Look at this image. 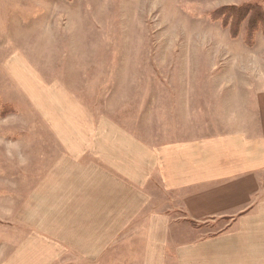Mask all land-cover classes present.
<instances>
[{
    "label": "rangeland",
    "instance_id": "rangeland-1",
    "mask_svg": "<svg viewBox=\"0 0 264 264\" xmlns=\"http://www.w3.org/2000/svg\"><path fill=\"white\" fill-rule=\"evenodd\" d=\"M243 4L264 8V0H0V260L23 240L26 226L13 213L51 151L35 107L49 87L93 121L103 117L156 145L259 126L264 19L226 16L222 24L212 14ZM54 110L73 114L55 98ZM132 228L96 264H135ZM70 252L59 264H89Z\"/></svg>",
    "mask_w": 264,
    "mask_h": 264
},
{
    "label": "crops",
    "instance_id": "crops-1",
    "mask_svg": "<svg viewBox=\"0 0 264 264\" xmlns=\"http://www.w3.org/2000/svg\"><path fill=\"white\" fill-rule=\"evenodd\" d=\"M59 90L36 99L51 151L13 213L32 231L24 228L0 264H59L68 250L96 264L134 223L135 264H264V95L255 96L253 130L156 145L103 117L93 121ZM54 98L73 114L54 110ZM215 224L223 226L202 234Z\"/></svg>",
    "mask_w": 264,
    "mask_h": 264
},
{
    "label": "trees",
    "instance_id": "trees-1",
    "mask_svg": "<svg viewBox=\"0 0 264 264\" xmlns=\"http://www.w3.org/2000/svg\"><path fill=\"white\" fill-rule=\"evenodd\" d=\"M242 6V7H239ZM235 8V10L233 11H228V7H219L217 9H215L212 14L214 17H220L222 24H224V18L227 16L228 19H230L231 17H236L238 18V20H242L247 18L248 20L252 19V21L256 20L258 17H261L264 19V12L262 10H264L263 6L261 4H243V5H239ZM262 7V9H261ZM232 13V16H230ZM257 24L258 21L254 22V24L252 25V30H256L257 29ZM235 33V32H234ZM233 33V34H234Z\"/></svg>",
    "mask_w": 264,
    "mask_h": 264
}]
</instances>
